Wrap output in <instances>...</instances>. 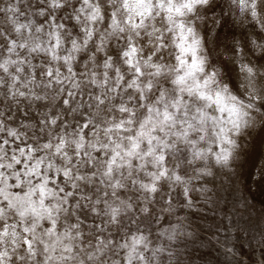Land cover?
Here are the masks:
<instances>
[{
	"label": "clouds",
	"instance_id": "obj_1",
	"mask_svg": "<svg viewBox=\"0 0 264 264\" xmlns=\"http://www.w3.org/2000/svg\"><path fill=\"white\" fill-rule=\"evenodd\" d=\"M0 264H264V0H0Z\"/></svg>",
	"mask_w": 264,
	"mask_h": 264
}]
</instances>
